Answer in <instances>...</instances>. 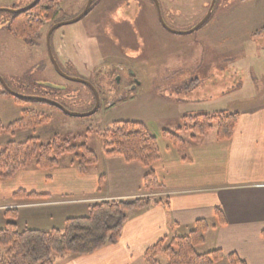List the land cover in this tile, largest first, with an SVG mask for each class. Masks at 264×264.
Wrapping results in <instances>:
<instances>
[{
    "label": "rangeland",
    "instance_id": "obj_1",
    "mask_svg": "<svg viewBox=\"0 0 264 264\" xmlns=\"http://www.w3.org/2000/svg\"><path fill=\"white\" fill-rule=\"evenodd\" d=\"M30 1L0 0V8L18 9ZM158 1L167 28L158 21L151 0H95V6L80 20L55 29L50 37L52 54L65 75L93 85L97 109L90 115L71 116L48 103L21 105L0 82L4 126L19 118L23 107L49 117L35 128L2 132L0 146L28 138L44 144L60 135L76 146L85 144L97 156L103 151L101 133L116 121L141 122L158 139L167 131L187 140L190 133L182 130L184 115L241 108L234 104L239 99H245V104L264 102L260 85L264 83V32L254 33L264 27V0H216L207 21L190 32L211 0ZM84 3L62 0L57 20L75 17ZM9 19L6 10L0 11V76L10 90L59 102L71 112H90L96 104L95 92L66 79L51 64L46 34L52 21H46L38 37L26 42L8 33L5 24ZM92 56L95 67L90 68L87 64ZM102 63H128L124 69L135 73L134 87L124 88L122 83L128 85V77L116 72L112 64L100 66ZM79 154V149L63 153L58 162L76 165ZM158 191H141L138 196L156 197ZM160 261L165 264L166 258Z\"/></svg>",
    "mask_w": 264,
    "mask_h": 264
},
{
    "label": "crops",
    "instance_id": "obj_2",
    "mask_svg": "<svg viewBox=\"0 0 264 264\" xmlns=\"http://www.w3.org/2000/svg\"><path fill=\"white\" fill-rule=\"evenodd\" d=\"M234 104L241 108H220L239 113L230 140L219 141L210 130L201 139L182 136L180 148L163 135L156 137L159 159L151 170L160 185L156 197L167 204L131 212L116 244L88 255H65L54 264H145L148 247L163 237L187 234L198 219L212 226L198 252L220 249L244 264H264V102ZM146 173L141 164L103 151L83 173L73 161L58 162L47 173L28 164L0 180V229L7 224V210L16 211L18 229H62L66 219L86 216L93 203L141 195ZM19 190L43 197L13 196ZM216 207L224 224H217ZM215 264L231 263L223 258Z\"/></svg>",
    "mask_w": 264,
    "mask_h": 264
},
{
    "label": "trees",
    "instance_id": "obj_3",
    "mask_svg": "<svg viewBox=\"0 0 264 264\" xmlns=\"http://www.w3.org/2000/svg\"><path fill=\"white\" fill-rule=\"evenodd\" d=\"M61 1L40 0L28 11H7L10 19L6 21V30L14 37L30 42L38 37L46 21H52L53 24L61 10ZM94 3L93 1L90 9ZM261 32H264V27L254 33ZM15 101L21 105L28 102L41 103L20 98H15ZM238 120V112L226 110L184 115L182 130L190 133V140H196L198 136L214 129L217 140L226 141L233 136ZM48 121L49 117L44 113L23 107L20 117L15 121L5 126L0 121V134L11 133L16 127L35 128ZM162 135L174 145L183 147L184 139L180 135L167 131H163ZM101 139L105 156L120 157L127 163L134 162L147 168L141 191L153 193L160 189L151 170V166L159 159L157 138L143 123L116 121L101 133ZM77 149L80 154L77 155L76 167L83 173L89 165L97 162L95 152L85 144L76 146L60 135H54L44 144L39 143L37 138H28L21 142L9 141L0 146V179L13 177L30 163L42 170L53 169L57 166L60 155L75 152ZM13 196L39 198L43 194L18 191ZM159 202L167 204L154 196L99 201L90 205L86 216L68 218L62 229L50 230L18 229L15 223L16 211L7 210V224L0 229V264H54L56 258L65 255L94 253L105 245L119 241L131 212L143 210ZM215 217L217 224L225 223L220 207L215 208ZM211 227L207 220L198 219L187 234L159 239L144 251V263L162 264L160 258L165 257V264H215L223 258H227L231 264H244L236 254H224L220 249L197 251L205 242V236Z\"/></svg>",
    "mask_w": 264,
    "mask_h": 264
},
{
    "label": "water",
    "instance_id": "obj_4",
    "mask_svg": "<svg viewBox=\"0 0 264 264\" xmlns=\"http://www.w3.org/2000/svg\"><path fill=\"white\" fill-rule=\"evenodd\" d=\"M40 0H33L31 3L27 4L26 6L22 7V8H18V9H5V8H0V11L2 10H6V11H9L11 13H22V12H25V11H28L29 9H31L32 7H34ZM215 1L216 0H211L210 2V5H209V8H208V11L206 12V14L204 15V17L192 28L189 30L190 31H193L197 28H199L202 24H204L207 19L209 18L210 14H211V11H212V8L215 4ZM154 2V5H155V8H156V12H157V16H158V19L161 23V25L164 27V28H167L163 22V18H162V15H161V11H160V7H159V3L157 0H153ZM92 4V0H87L86 4H85V7L83 9V11L76 17L74 18L73 20H70V21H67V22H62V23H57L55 25H52L47 34H46V47H47V52H48V56H49V59L51 61V64L52 66L54 67V69L59 72L60 74L64 75L63 72L60 70L52 52H51V47H50V36L53 32L54 29H56L57 27L61 26V25H64V24H68V23H73L77 20H79L81 17H83L87 12L88 10L90 9V6ZM179 33V32H177ZM71 79H75L76 81H81L83 82L84 84L88 85L90 88H92V90L95 92L94 90V87L88 82V81H84L82 79H79V78H71ZM0 82L1 84L3 85V88L8 92L10 93L13 97L15 98H20V99H29V100H37L39 102H43V103H48V104H51L53 106H55L56 108H58L59 110H61L62 112L68 114V115H71V116H85V115H90L92 113H94L97 109V105H98V98L96 96V92H95V96H96V104H95V107L88 113H75V112H71L69 111L67 108H65L62 104H60L59 102H56V101H53V100H50V99H47V98H44V97H36V96H28V95H21V94H17L15 92H13L12 90H10V88L6 85V83L4 82L3 78L0 76ZM51 87V86H50ZM55 88H59V87H55Z\"/></svg>",
    "mask_w": 264,
    "mask_h": 264
},
{
    "label": "flooded vegetation",
    "instance_id": "obj_5",
    "mask_svg": "<svg viewBox=\"0 0 264 264\" xmlns=\"http://www.w3.org/2000/svg\"><path fill=\"white\" fill-rule=\"evenodd\" d=\"M92 1H94L95 2V0H92ZM31 2V1H30ZM86 2H87V0H85V3H84V6L80 9V11H79V13H77V15H75V17H73V18H71V19H69V20H57V17L59 16V14L54 18V20H53V24H51L50 25V27L52 26V25H55V24H57V23H62V22H67V21H70V20H73L74 18H76L82 11H83V9H84V7H85V4H86ZM151 2L153 3V1L151 0ZM159 2V1H158ZM93 6H95V4L93 5ZM93 6H92V8H93ZM92 8L87 12V13H89L91 10H92ZM109 7H104L103 9L105 10V9H108ZM61 9V8H60ZM61 11V10H60ZM161 11V10H160ZM156 12V11H155ZM60 13V12H59ZM86 13V14H87ZM85 14V15H86ZM82 18V17H81ZM80 18V19H81ZM79 19V20H80ZM78 21V20H77ZM65 25V24H64ZM62 26V25H61ZM49 27V28H50ZM60 27V26H59ZM59 27H57V28H59ZM49 28H48V30H49ZM56 28V29H57ZM55 30V29H54ZM54 30H53V32H54ZM48 32V31H47ZM52 32V33H53ZM62 43V42H61ZM58 45H60L59 43H58ZM122 52V51H121ZM124 55V54H123ZM54 56V55H53ZM106 56H104L103 58H105ZM55 58V57H54ZM92 58H93V56L92 57H89V60H91V62H89L88 61V64H87V66L88 65H90V68H93V67H95L94 65H92ZM125 59H128V61H129V58H128V56H126L125 55ZM55 60H56V58H55ZM56 62H57V60H56ZM57 64H58V62H57ZM107 64H112L113 66H114V69H116V72H119V73H122V74H124V75H126L127 77H128V79H129V82H128V85H126L125 86V84H126V82H121V79H120V77H118L117 78V81L119 82V84H124V88H133L134 87V85H135V83L137 82V79H136V77H135V73L131 70V69H128V68H126V69H124V67H128L129 66V64L128 63H124V64H121V63H102L100 66H103V65H107ZM73 65L76 67V64L73 62ZM59 66V65H58ZM96 67H99V66H96ZM60 68V67H59ZM61 70V69H60ZM79 70V69H78ZM62 71V70H61ZM126 71V72H125ZM128 73V74H127ZM64 75V77L66 78V79H68V80H72V81H76L75 79H71V78H79V79H81L80 77H73V76H67V75H65V73H63ZM82 80H84V79H82ZM84 81H88V80H84ZM76 82H79V83H82V84H84L83 82H81V81H76ZM89 82V81H88ZM90 83V82H89ZM91 84V83H90ZM88 89H91L92 90V88H90L88 85H86V84H84ZM92 85V84H91ZM93 86V85H92ZM60 88V87H59ZM61 89V88H60ZM93 91V90H92ZM96 98V97H95ZM98 98V97H97Z\"/></svg>",
    "mask_w": 264,
    "mask_h": 264
}]
</instances>
